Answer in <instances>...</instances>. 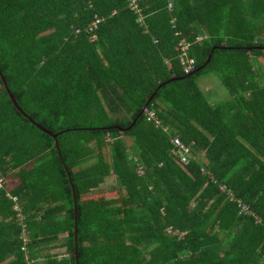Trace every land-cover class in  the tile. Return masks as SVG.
Segmentation results:
<instances>
[{"label": "trees", "instance_id": "1", "mask_svg": "<svg viewBox=\"0 0 264 264\" xmlns=\"http://www.w3.org/2000/svg\"><path fill=\"white\" fill-rule=\"evenodd\" d=\"M128 1L0 0V264H264V0Z\"/></svg>", "mask_w": 264, "mask_h": 264}, {"label": "built area", "instance_id": "2", "mask_svg": "<svg viewBox=\"0 0 264 264\" xmlns=\"http://www.w3.org/2000/svg\"><path fill=\"white\" fill-rule=\"evenodd\" d=\"M128 4L130 5L131 8H134V9H136L137 12H140V7L138 6L136 0H129ZM168 6H171L170 3L168 4ZM99 19H100L99 17L95 16V18L89 23L87 29L88 30L94 29V26H95L96 22L99 21ZM93 38H94V35L91 36V39H93ZM196 38L198 39L199 36H197ZM189 44H190V41H187L185 38H180V40L178 41V45L180 47V52L178 53V59H179V62L182 66V70L184 73L190 72L194 68V63H195L194 58L192 56L188 55ZM146 117H147V119L155 118L154 113L152 111H148ZM156 121H157V119H156ZM170 141L172 142V144L174 146V151H175L178 159L181 162L189 161V159L191 157L190 145L184 143L179 138V136H177V135H171ZM137 172L138 173L142 172V168L140 166L137 168ZM241 209L246 210L245 205L242 204ZM22 248H24L23 245H22Z\"/></svg>", "mask_w": 264, "mask_h": 264}, {"label": "rangeland", "instance_id": "3", "mask_svg": "<svg viewBox=\"0 0 264 264\" xmlns=\"http://www.w3.org/2000/svg\"><path fill=\"white\" fill-rule=\"evenodd\" d=\"M259 63L263 65V60L258 57ZM198 86L202 89L209 101L216 102L224 99L227 96V91L219 81L218 76L213 71L205 70L196 78ZM117 178L115 175L108 176L104 183L103 188L111 187L115 184Z\"/></svg>", "mask_w": 264, "mask_h": 264}, {"label": "water", "instance_id": "4", "mask_svg": "<svg viewBox=\"0 0 264 264\" xmlns=\"http://www.w3.org/2000/svg\"><path fill=\"white\" fill-rule=\"evenodd\" d=\"M220 46H221V47H224L225 45L222 44V45H220ZM209 57H210V55H207V57H206V59H205V62L202 63V64L199 66V68L202 67V66H203V65L209 60ZM197 69H198V68H197ZM0 76H1V78H2L3 83L5 84V83H6V80H5V78L2 76V74H1V70H0ZM174 78H175V76H171V77H169L168 80H172V79H174ZM168 80L159 83V85L163 84L164 82H167ZM6 89H7V91L9 92V89H8V88H6ZM9 95H10V98H11L13 104H14L18 109H20L19 105L17 104V102H16V100H15V98H14V95L11 94L10 92H9ZM149 98H150V97H149ZM142 111H143V109H142ZM142 111H141V112H142ZM23 114L26 115L30 120H32V122H33L36 126H38L39 128H41L43 131H46L47 133L51 134L52 137L54 138L55 147H57V145H58V144H57V138H56L57 132H52L50 129L45 128V127L42 126L39 122L34 121V120L31 118V116L28 115L27 113H25L24 111H23ZM132 123H133V121L131 122V124H132ZM122 129H124V128H122ZM71 187H72V194H73V201H74V211H75V207H76V205H75V199H74V198H75V194H74V189H73V186H72V185H71ZM74 234L76 235L75 228H74ZM75 253H76V252L74 251V254H75Z\"/></svg>", "mask_w": 264, "mask_h": 264}, {"label": "crops", "instance_id": "5", "mask_svg": "<svg viewBox=\"0 0 264 264\" xmlns=\"http://www.w3.org/2000/svg\"><path fill=\"white\" fill-rule=\"evenodd\" d=\"M138 14H139V17H141L142 15H141V12H138ZM77 32V31H76ZM180 40V39H179ZM178 40V41H179ZM179 60V59H178ZM1 178L2 177H0V182H1ZM8 194V197L9 198H11L12 200H13V202H15L14 203V205H13V207H15L16 205H17V197H16V195H13V194H11L10 192H8V189H6V192H5V195H7ZM16 218L20 221L21 220V218H22V214H18L17 216H16ZM24 232V226L22 225V227H21V233H23ZM22 236V235H21ZM24 237V236H23ZM26 240V239H25ZM50 251H53V249H50Z\"/></svg>", "mask_w": 264, "mask_h": 264}]
</instances>
